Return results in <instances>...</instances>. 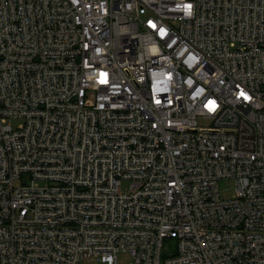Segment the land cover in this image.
<instances>
[{
  "label": "built area",
  "instance_id": "obj_1",
  "mask_svg": "<svg viewBox=\"0 0 264 264\" xmlns=\"http://www.w3.org/2000/svg\"><path fill=\"white\" fill-rule=\"evenodd\" d=\"M0 264H264V0H0Z\"/></svg>",
  "mask_w": 264,
  "mask_h": 264
},
{
  "label": "rangeland",
  "instance_id": "obj_2",
  "mask_svg": "<svg viewBox=\"0 0 264 264\" xmlns=\"http://www.w3.org/2000/svg\"><path fill=\"white\" fill-rule=\"evenodd\" d=\"M200 123L203 122L200 121ZM218 184H219L220 194L223 198H230L233 196L235 192V181L233 179L230 178L220 179ZM127 256L128 255H125V257L122 259L123 260L122 263H126L128 261L129 258Z\"/></svg>",
  "mask_w": 264,
  "mask_h": 264
},
{
  "label": "snow or ice",
  "instance_id": "obj_3",
  "mask_svg": "<svg viewBox=\"0 0 264 264\" xmlns=\"http://www.w3.org/2000/svg\"><path fill=\"white\" fill-rule=\"evenodd\" d=\"M190 8H191V5L186 6V10H190ZM153 27H155V26L153 25ZM161 31L163 32V30H161ZM105 82H106L105 80L101 81V83H105ZM240 95L243 96L245 99H248V97L243 92H241ZM157 102L159 103V101H157ZM206 107H208L209 111H214L216 105L214 102L210 101L209 104L206 105Z\"/></svg>",
  "mask_w": 264,
  "mask_h": 264
}]
</instances>
